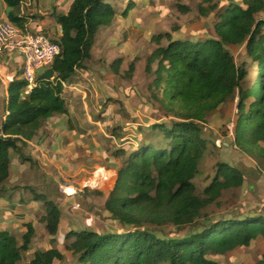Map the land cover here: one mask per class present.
Listing matches in <instances>:
<instances>
[{
    "label": "trees",
    "instance_id": "16d2710c",
    "mask_svg": "<svg viewBox=\"0 0 264 264\" xmlns=\"http://www.w3.org/2000/svg\"><path fill=\"white\" fill-rule=\"evenodd\" d=\"M7 19L25 28L17 14L21 0H3ZM198 6L200 15L216 10L213 0ZM129 0L123 11L133 7ZM181 12L190 7L177 3ZM264 0L229 1L217 12L211 32L203 37L174 36L172 31L152 36L157 47L147 57L146 71L157 62L150 97L159 104L165 121L147 120L139 127L136 144L117 171L114 188L104 203L116 230H71L64 249L78 264H220L216 256L264 239V213L246 212L216 219L203 213L217 204L222 193L247 183L240 166L216 163L211 180L196 193L194 177L206 149L201 124L220 106L233 104V143L248 155H257L264 172ZM114 7L105 0H73L66 14H55L61 52L50 65L52 78L36 77L25 93L26 82L13 79L8 86L6 115L0 121V186L9 176L10 151L31 160L22 150L39 129L41 120L66 113L63 83L91 58L94 37L101 26L112 24ZM165 39L166 44H161ZM242 46L247 60L235 62L232 47ZM121 60L111 67L117 70ZM256 67L254 81L245 82L247 67ZM130 63L127 75L133 70ZM253 192V191H252ZM46 208L40 217L54 236L58 206L44 194H35ZM204 218V219H203ZM202 223H199L200 221ZM20 241L0 230V264H19L34 236L30 222ZM167 227L182 235L165 234ZM51 243L55 238L51 237ZM65 254L56 247L34 251L28 264H54ZM254 264H264L260 259Z\"/></svg>",
    "mask_w": 264,
    "mask_h": 264
},
{
    "label": "crops",
    "instance_id": "0c3cea01",
    "mask_svg": "<svg viewBox=\"0 0 264 264\" xmlns=\"http://www.w3.org/2000/svg\"><path fill=\"white\" fill-rule=\"evenodd\" d=\"M72 1L21 0L17 14L25 17L27 29L56 40L61 29L55 14H66ZM105 1L116 10L115 18L112 24L101 26L96 32L91 58L84 62L85 67L76 69L63 83L67 112L41 120L37 134L22 150L30 161L12 150L9 153V176L0 186V230L8 231L20 241L25 223L30 222L34 228L31 246L19 264H28L34 251L51 247L67 256L64 244L72 240L65 239L68 231H105L109 213L104 210V203L114 188L117 171L136 144L137 139L134 143L131 137L139 134V127L148 126L146 121L131 123L129 119L141 106L142 99L134 103L137 94L143 98L154 79L157 62L151 63L149 72L145 67L147 57L157 47L152 36L160 33L154 32V28L162 11L156 9L153 34L147 37L142 36L141 30L146 27L140 12L144 0H133L134 5L126 15L122 13L129 0ZM7 11L6 3L0 0V21L7 19ZM161 44L165 45L166 40L162 39ZM116 58L121 62L114 71L111 63ZM22 61L18 53L0 57V121L7 113L9 83L20 78ZM130 63L134 67L126 76ZM136 124L142 125L135 129ZM257 166L254 160L240 166L251 191L260 180L264 184V172H259ZM95 177L98 179L93 182L94 188L83 187V182L90 178L94 181ZM62 184L74 187L75 193L62 191ZM36 193L46 195L58 206L60 219L54 236L46 232L44 222L40 221L46 208L35 198ZM51 237L55 238L52 244Z\"/></svg>",
    "mask_w": 264,
    "mask_h": 264
},
{
    "label": "rangeland",
    "instance_id": "374dc122",
    "mask_svg": "<svg viewBox=\"0 0 264 264\" xmlns=\"http://www.w3.org/2000/svg\"><path fill=\"white\" fill-rule=\"evenodd\" d=\"M229 1L231 0H213V2H216L217 5L216 10L205 15H200L198 6L200 4H202L203 7H207L209 5V3H202V0H144V4L141 6L145 8L140 6V12L143 16V20L146 21V27L141 28L143 31L142 36L148 37L153 34V19L156 18L157 12L155 11L158 9L162 11L160 13L161 19H157L158 22L156 23L157 26L154 28V32L172 31L174 36H184L188 38L198 36L203 37L205 34H209L211 30H213L212 26L217 19V12L226 6ZM232 1L240 2V0ZM177 3L188 5L190 7V11L186 13L181 12L176 7ZM260 16L264 18V13L262 12ZM145 45L146 44L142 45L143 49H145ZM231 50L237 64L247 60L242 46L232 47ZM255 77L256 67L254 65H249L247 67V78L245 79V82L248 83L254 81ZM146 84L147 83L144 80V87L147 86ZM140 100L141 106L139 109H136L137 111H134L133 114H131L130 117H132V120L129 119V122L132 123L136 121L135 123H141L147 120H166V117H164L159 108V104L150 97V93L148 91H144L143 98L140 94H137L134 103H137ZM235 118L236 114L234 105L228 104L220 106V108L214 110L211 114H209L206 121L201 124L202 136L206 140V149L203 157L199 161L198 172L193 179L196 187V193L199 195L206 186L205 184L214 176L217 162H225L232 166H243V162L253 163L254 160L258 165L257 168L259 172H262L260 171L261 163L259 162L260 160L258 156L243 153L233 143V121ZM141 125L136 124L135 129ZM145 127L148 128L147 125H145ZM139 137L140 135L137 134L133 135L131 138L134 139L135 143V139H138ZM98 177H95L94 181L90 178L89 181L83 182V187H88V183L95 186L93 182L97 181ZM254 187L255 189L252 192L247 183H244V185L240 188L224 191L217 204L209 205L206 209H204L203 213L215 216L216 219L241 215L250 211L264 213L263 180H260L257 186ZM61 189L67 194L75 193V188L71 186L65 187V185H63ZM67 189H70L71 191H68ZM100 220H102V216L100 217ZM202 222L203 221L201 220L199 223ZM107 226L108 227L105 228V230H116L119 228L118 224L110 219L107 221ZM185 232L186 229L177 231L172 227H167L164 230L165 234L170 235H182ZM216 259L220 264H254L258 259H264V239L259 237L248 247L236 248L224 255L216 256ZM57 264L78 263L75 256L71 253H67V256H64V258L61 261H58Z\"/></svg>",
    "mask_w": 264,
    "mask_h": 264
},
{
    "label": "built area",
    "instance_id": "2783aa9c",
    "mask_svg": "<svg viewBox=\"0 0 264 264\" xmlns=\"http://www.w3.org/2000/svg\"><path fill=\"white\" fill-rule=\"evenodd\" d=\"M60 52V45L47 35L22 29L9 20L0 21V57L15 53L22 56L20 78L26 82L25 93L35 85L39 71L50 67ZM87 186L93 187L89 183Z\"/></svg>",
    "mask_w": 264,
    "mask_h": 264
},
{
    "label": "water",
    "instance_id": "95a60500",
    "mask_svg": "<svg viewBox=\"0 0 264 264\" xmlns=\"http://www.w3.org/2000/svg\"><path fill=\"white\" fill-rule=\"evenodd\" d=\"M53 74H54L53 69L51 67H48L43 72L38 73L37 77H39V78H52Z\"/></svg>",
    "mask_w": 264,
    "mask_h": 264
}]
</instances>
